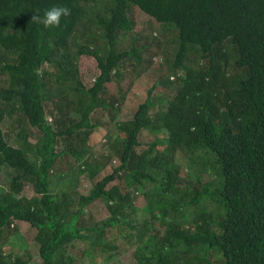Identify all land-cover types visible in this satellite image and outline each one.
<instances>
[{"label":"trees","instance_id":"trees-1","mask_svg":"<svg viewBox=\"0 0 264 264\" xmlns=\"http://www.w3.org/2000/svg\"><path fill=\"white\" fill-rule=\"evenodd\" d=\"M54 4L70 9L59 26L30 20ZM132 7L174 32L173 55L117 121L142 62L137 46L120 48ZM81 56L96 62L89 85ZM102 117L118 132L96 156L87 142ZM144 132L153 138L142 144ZM80 167L88 193L68 189ZM8 168L0 264L31 261L19 222L35 232L38 264L109 263L129 249L135 264H264V0H0L1 175Z\"/></svg>","mask_w":264,"mask_h":264},{"label":"rangeland","instance_id":"rangeland-1","mask_svg":"<svg viewBox=\"0 0 264 264\" xmlns=\"http://www.w3.org/2000/svg\"><path fill=\"white\" fill-rule=\"evenodd\" d=\"M132 18L134 20V25L132 30L124 33L121 36L120 40V48L128 49L131 44L137 46L140 50V55L142 58V62L137 65L139 69V77H137L136 81L132 83L133 87L129 91L126 96L125 102L122 104L120 111L116 115V120L121 121L122 119H127L131 116L133 111L136 109L139 103L143 102L147 96L148 89L160 80L162 77L166 76V63L163 59L171 60L173 55V46L174 42L172 40L174 32L171 30H162V26L157 23L153 18L148 16L147 14L140 11L137 7H132L130 12ZM164 51V55L161 53ZM79 65L81 70V75L84 78V82L86 85H89L93 82V77L96 72H98L96 68V62L93 57L90 56H81L79 59ZM164 75V76H162ZM131 81V78H128ZM135 78L133 79V81ZM128 82V81H127ZM116 83L113 82L110 84V87L113 90H117ZM99 112V111H98ZM98 114H101L100 112ZM103 115V114H102ZM50 121V117L48 118ZM114 119L109 120L107 117H102V124L99 128L94 129L90 140H88L87 144L90 149L96 156L105 152L108 147L107 144L111 143L112 138L118 132L116 128L117 122ZM9 124V123H8ZM36 132L34 131L31 140L35 139ZM152 135L143 133L141 136V143L144 144L146 142H150L152 140ZM12 142V141H11ZM14 144V141L12 142ZM145 146L138 147V151L143 149ZM193 161H197L198 158L195 155H192ZM190 155L182 148L178 149V151L174 155L175 162L180 164L181 166H187L190 163ZM115 160V159H113ZM110 161L108 165L100 168L98 175L94 180L100 179L103 175L111 172V166L116 161ZM81 171H78L76 175L73 177V182L68 183V189H75L77 192L88 193L89 189L92 186V181H88L86 179L87 173L84 172V168L80 167ZM74 169V167H73ZM74 169L73 171H75ZM12 170L10 168L3 171V174L0 173V184L4 189H8L9 180L11 178ZM207 179H212L214 176L211 174L206 175ZM204 180V177H201ZM55 181V180H54ZM53 184V183H52ZM67 184V183H65ZM54 187L55 189L60 188L59 184ZM150 184L146 183L144 188L149 187ZM32 192L31 185H25L24 193L26 195H30ZM141 194V193H140ZM137 199L135 200L136 209L138 211L137 220H143L145 218V214L143 212V206L145 205V199L142 195L136 194ZM211 208H215V204H211ZM89 211L92 216H94L95 220H102L106 216H108V212L103 205L101 200H97L93 204L89 206ZM19 232L24 237L25 246L24 249L31 256V261L29 264H38L40 262V257L38 254L37 243L33 240L35 232L32 228H30L26 223L19 222L17 223ZM87 246V242H78L79 250L81 248H85ZM132 253V249H129L128 253H124V255L112 260L109 263H104L101 259H97V264H135L133 260V256L130 255Z\"/></svg>","mask_w":264,"mask_h":264},{"label":"clouds","instance_id":"clouds-1","mask_svg":"<svg viewBox=\"0 0 264 264\" xmlns=\"http://www.w3.org/2000/svg\"><path fill=\"white\" fill-rule=\"evenodd\" d=\"M70 14V9L62 4H54L43 11L41 15L39 12H32L30 20L36 24H41L45 28L49 26H59L61 17H67Z\"/></svg>","mask_w":264,"mask_h":264}]
</instances>
